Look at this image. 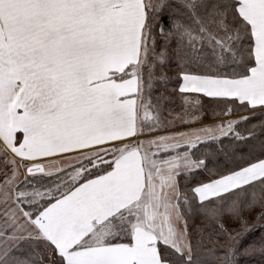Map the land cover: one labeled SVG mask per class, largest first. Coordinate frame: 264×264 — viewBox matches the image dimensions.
Listing matches in <instances>:
<instances>
[{"label": "snow or ice", "instance_id": "snow-or-ice-1", "mask_svg": "<svg viewBox=\"0 0 264 264\" xmlns=\"http://www.w3.org/2000/svg\"><path fill=\"white\" fill-rule=\"evenodd\" d=\"M0 264H264V0H0Z\"/></svg>", "mask_w": 264, "mask_h": 264}]
</instances>
